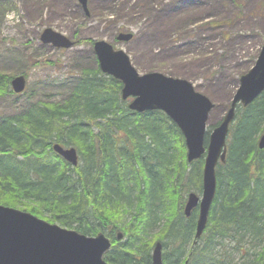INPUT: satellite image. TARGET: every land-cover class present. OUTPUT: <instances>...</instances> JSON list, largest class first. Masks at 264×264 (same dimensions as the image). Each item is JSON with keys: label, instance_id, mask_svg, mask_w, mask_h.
Returning a JSON list of instances; mask_svg holds the SVG:
<instances>
[{"label": "trees", "instance_id": "trees-1", "mask_svg": "<svg viewBox=\"0 0 264 264\" xmlns=\"http://www.w3.org/2000/svg\"><path fill=\"white\" fill-rule=\"evenodd\" d=\"M10 80L11 77L0 73V94L10 93ZM121 89L120 81L103 76L98 67L93 72L83 71L73 81L71 92L62 102L71 106L61 107L63 111L58 108L41 110L42 104L27 116L24 112L0 116V204L39 217H45L46 212L62 215L63 221L57 218L56 222L67 228L78 224L77 231L86 235H97L107 229L112 247L104 259L110 264H152L153 242L147 236L150 229L160 227L156 240L163 244V264H184L187 248L192 244L197 212L194 211L189 220L174 217L168 223L166 219L171 208L175 212L176 204L185 203L186 193L201 192L203 160L188 164L184 138L177 126L160 111H130L121 99ZM95 112L108 115L109 141L112 142L101 146V152L94 155L100 164L99 170L94 173L84 170L83 158L88 157V149L94 154V147L81 132L75 137V147L82 161L76 168L64 162L52 149L47 151V134L56 130V124L63 129L70 117L90 115L91 120L81 119L80 126L93 131L96 119L91 114ZM222 119L209 125V117L207 128H214ZM263 128L264 93L248 107L237 110L236 120L230 127L227 163L218 165L217 176L219 179L232 171L224 189L227 197L221 209L222 219L226 221L231 210L241 204L243 213L253 212L247 223L251 228L249 233L264 243V213L255 211L256 207L264 206V177L256 163V177L252 178L257 181L259 194L255 198L256 194L249 193L251 187L247 183V175L252 176L249 174L252 162L237 157L238 153L244 156V153L251 155L256 151V137ZM62 129L58 130L59 135ZM68 132L74 133V129L69 128ZM19 143L33 148L37 159L24 163L5 153L7 146ZM258 155L264 163V150ZM244 170L246 175L242 173ZM127 178L136 181L135 184L131 186ZM143 186L146 189L142 192L131 193ZM88 187H97L94 199ZM247 188L249 195L244 193ZM82 189L85 192L81 193ZM221 197L218 187L217 198ZM219 205L216 201L211 217ZM102 211L114 215L119 224L108 223L109 217L102 216ZM117 229L123 230L121 241L116 240ZM221 246L211 235L205 246L208 254H197L199 264H218L213 251L221 250ZM259 256L251 264H264V252Z\"/></svg>", "mask_w": 264, "mask_h": 264}, {"label": "rangeland", "instance_id": "rangeland-1", "mask_svg": "<svg viewBox=\"0 0 264 264\" xmlns=\"http://www.w3.org/2000/svg\"><path fill=\"white\" fill-rule=\"evenodd\" d=\"M88 9L86 16L78 0H0V73L27 78L23 94H0V116L36 102H60L83 71L99 67L93 45L103 40L126 52L141 74L161 72L192 82L217 105L211 125L224 117L240 77L264 46V0H89ZM46 28L74 47L43 44ZM122 32L134 39L117 41ZM232 243L225 240L220 249L239 264L241 249L233 252Z\"/></svg>", "mask_w": 264, "mask_h": 264}, {"label": "water", "instance_id": "water-1", "mask_svg": "<svg viewBox=\"0 0 264 264\" xmlns=\"http://www.w3.org/2000/svg\"><path fill=\"white\" fill-rule=\"evenodd\" d=\"M78 1L89 14L88 0ZM132 38V34L126 33L117 36L120 42H129ZM41 41L58 49L68 50L74 46L71 39L51 28L43 31ZM94 53L101 71L123 83V100L133 98L129 106L131 110L139 113L162 110L179 126L186 139L188 162L207 153L202 178L203 200L199 204L197 221L201 228L205 227L216 190V168L219 161H226L229 127L237 109L249 106L264 92V46L253 68L241 77L227 114L210 134L207 150L206 125L214 105L206 96L198 93L191 82L158 72L140 74L123 50H116L103 40L94 43ZM25 86L24 76L12 80L16 93L23 92ZM260 147H264V135ZM54 149L69 162L77 164L75 150ZM198 201L196 194L189 195L186 203L189 215L198 206ZM122 238L123 235L119 234L118 240ZM110 248L111 241L103 234L88 238L59 225L43 222L30 213L0 206V264H108L104 261V255ZM152 264H163L161 243H157L154 249Z\"/></svg>", "mask_w": 264, "mask_h": 264}, {"label": "bare ground", "instance_id": "bare-ground-1", "mask_svg": "<svg viewBox=\"0 0 264 264\" xmlns=\"http://www.w3.org/2000/svg\"><path fill=\"white\" fill-rule=\"evenodd\" d=\"M88 71L93 72L92 70H88ZM101 73L105 77H111V78L115 79L113 76H110L107 73H104V72H101ZM13 79H14V77H11V80L9 83L10 93L13 92L17 95L23 94L27 90V83H26V86H25V89L23 92L16 93L12 87V80ZM115 80H117V79H115ZM122 89H121V99L123 100ZM196 91H197V89H196ZM70 92H71V89L69 90V93ZM197 92L200 93L199 91H197ZM67 96L68 95H66L65 98ZM65 98H63L60 102L59 101L36 102V103L32 104L29 108H27L25 111H22V112H24V114L27 116V114H29L31 111H33L35 108H38L39 105H42V104L46 105V107L44 105L39 107L41 110H44L45 108H51V109H57L58 108L61 111H63V109L61 107L71 106V104H69L67 102L62 103ZM256 100H254V101H256ZM123 101H125L127 103V108L130 111L135 112V113H139V112L131 110L129 108L132 101H126V100H123ZM152 111H160V112L164 113L170 119V121L177 126V128L179 129V131L181 132V134L184 138L185 147H186V161H187V163L192 164V163L202 159L203 160V169H204L207 153H205L201 158L194 160L191 163L188 162V160H187L188 150H187V146H186V139L183 135L182 130L168 116V114L166 112H164L162 110H152ZM227 111H226L225 115L227 114ZM146 112H151V111H146ZM146 112H142V113H146ZM91 115L96 119V121H93V123H94L93 131L84 130L85 128L84 127L82 128L80 126V120L81 119L87 118V119L91 120L90 115H87V116L86 115L85 116L84 115H75V116L70 117L68 120H66L67 124L64 126L63 129H62V127H60L56 124V126H55L56 130H52V131H50L49 134H47V136L49 137V141L45 144V146L47 147V151H51V149H52L54 154H56L64 162L69 164L74 169L79 164L82 163V161L80 160L79 152L75 147L76 146L75 144H77V141H75L76 140L75 139L76 133L81 132L83 136L87 137L86 141L94 147V154L92 153V151L90 149H88L89 150L88 157L86 156V158L85 157L83 158V161H84L83 167L85 166L84 170H87L89 172L93 171V173H94V171L100 169V167H99L100 164L94 155L97 156V154L101 152V150H100L101 146H105L106 143L108 145H111L112 142L109 141V136L111 135V133H109V130L107 127L108 115L96 113V112L91 114ZM225 115H224V117H225ZM236 116H237V112H236ZM236 116H235L233 123L236 120ZM224 117H223V119H224ZM230 127H229L228 136L226 139L227 154H228V141H229V136H230ZM69 128L74 129V133L68 132ZM59 129H62V135H59V132H58ZM263 135H264V128H263L262 132L256 137V146H257L256 151L253 150V153L251 155L249 153H244L243 154L244 156H242V153H238V155H237V157L239 156V159H245L248 162H252L251 168H250V173L248 172L252 176L247 175V183H248V186L251 187L249 193L253 192V194H256L255 198L257 197V194H259V191L257 188V181L255 179H253L254 177H256L254 175L256 173L257 164L259 166L260 174L264 177V163H263V161H261L262 159L258 155V152L264 150V147L263 148L260 147V142H261ZM209 137H210L209 134L205 135L206 150H207ZM150 144H152V142H150ZM153 146H155V145H153ZM54 147H61L64 150H70V149L75 150L76 155H77V164L74 165L73 163L66 160L62 155H60L59 153H57L55 151ZM5 153L8 154L9 156L15 157L17 159V161H20V162L22 161L24 163H28L31 160H36L37 155H38L34 151V149L30 148V146L26 145V143H19L18 145H9L5 148ZM143 154L144 153L142 152V156H143ZM226 158H227V155H226ZM147 159H149L148 156H147ZM226 163H227V159H226L225 163H222L221 165H225ZM239 172H240V170H239V168H237L236 174L238 176H239ZM231 173H232V171L224 173L219 178L220 179V181H219L218 176H217V168H216V177H215V179H216V190H215V194H214L212 201H211V204H210L209 214H208V218H207V222H206L205 227L201 228L197 222L198 218H199V211H200L199 204H201V202L203 200V184H202L201 192L192 191V192L186 193L184 195L185 203L182 202L180 205H179V203L176 204V206H175L176 211L175 212H173L174 208H171L170 211H168V217L166 219V221L168 223H171V221L174 217H180L183 221H184V219L189 220L191 218L193 212L194 211L197 212L196 213L197 214L196 221L193 224V234L194 235H193L192 244L187 248L186 259L184 260V264H199L197 254L198 253L202 254V255H204L206 253L208 254L205 246L208 244L211 235H213L216 239H218V245L224 244L225 240H230V241L234 242V243H232L233 252L237 249H241L240 253H241L243 261L241 259V262H239V264H251L252 261L257 260L260 257L259 255L264 252V243L261 242L258 238H256L254 236V234L249 233L251 231L250 230L251 228L247 225V223H249L250 218H252L253 212L252 213L250 212L248 214L243 213V210L241 208L242 205L240 204L237 208L232 209L231 212L228 214V216H226V221L223 220L221 215H220L222 206L225 203L226 197H227V194L224 195L225 185L229 182ZM242 173L245 174V170ZM75 175L76 174H72L73 177ZM130 179L131 178H127L126 182L128 181L129 184L131 186H133L136 181L130 180ZM140 181H141V179H140ZM218 187L222 192L221 198H217ZM89 189H90L89 192L92 194V198L94 199L97 195L96 194L97 187H91ZM145 189H146L145 186H143L140 189H137L131 193L134 195L136 193L142 192ZM247 190H248V188L244 189V193L249 195ZM257 191H258V193H257ZM83 192H85V190L82 189L81 193H83ZM192 193L197 195V198L199 199V201H198V206L196 208H194L192 210V212H190L191 214L189 215L188 211L186 210V205H187L186 203L188 201L189 195ZM250 200H252V199L250 198ZM216 201L220 205L214 210V215L211 217L210 215L213 211V208H214ZM0 206H5V205L0 204ZM5 207H10V206H5ZM257 210H260L263 214L264 213V206L259 208V209H258V207H256L255 211H257ZM30 214L33 215L34 217L38 218L39 220H42L43 222H46V223L52 224V225L61 226L60 223L56 222L57 218H61V220L63 221L62 215H54L52 213L46 212L44 214V215H46L45 217H39V216L34 215L32 213H30ZM102 216L109 217L106 220L108 223L115 222V223L119 224V221L117 220V218H115L114 215L107 213L106 211H102ZM50 219L55 220V221H51ZM182 224H183V222H182ZM77 227H78V224H74V226H72L71 228H67V227H63V228L80 233L79 231H77V229H76ZM116 231H117L116 232L117 237L119 234H122L124 236L123 230L117 229ZM263 232H264V230H263ZM149 233H151V229H150ZM80 234H82V233H80ZM99 234H103L107 238L109 237L108 236L109 232L107 231V229L106 230L103 229V231L99 232L97 235H99ZM262 234L264 235V233H262ZM83 235H85L88 238H94L97 236L96 234L95 235L83 234ZM147 237H148L149 241L152 240L151 237H149V236H147ZM156 238H157V236L155 238H153V240H152L153 246H152V251L150 253V260L152 262L153 252H154V249H155L157 243H161V245H162V263H163V244L161 241L156 240ZM116 240H117V238H116ZM111 247H112V240H111ZM109 251L110 250H108L107 252H109ZM168 251L171 252L170 249H168ZM225 253H226V251L224 249H221L218 251H213L214 257L216 259H218L217 260L218 264H235V259L233 258V253H230L228 255H227V253L226 254ZM104 261L106 263L110 264L105 259H104ZM221 261H224V262H221Z\"/></svg>", "mask_w": 264, "mask_h": 264}]
</instances>
